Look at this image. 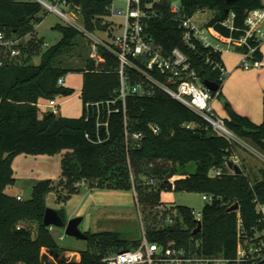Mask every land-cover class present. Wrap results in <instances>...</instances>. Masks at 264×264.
<instances>
[{
    "label": "trees",
    "instance_id": "trees-1",
    "mask_svg": "<svg viewBox=\"0 0 264 264\" xmlns=\"http://www.w3.org/2000/svg\"><path fill=\"white\" fill-rule=\"evenodd\" d=\"M170 1L163 0V17L150 23L155 41L163 46L166 54L177 46L185 49L202 81L208 79L219 84L213 95L225 102L227 125L264 153V120L260 124L255 123L227 102L222 94L227 76L223 77L219 69L205 62L203 56L209 50L199 44L194 50L184 45L183 29L170 12ZM180 1L184 14L188 16L200 9L214 8L216 14L209 23L212 26L226 19L232 11L236 13V25L244 26L247 10L262 5L261 0L233 3L226 0ZM112 2L77 0L73 8L75 11L81 8L87 28L94 31L96 19L102 20L108 14L107 7ZM43 11V7L33 0H0V31L9 38L20 39L30 31L34 32L36 24L43 20L40 15ZM56 27L61 30L62 38L43 52L39 64L13 60L0 65V264H42L43 248L53 255L73 251L61 247L52 234L51 226L44 224L48 207L46 196L60 187L58 180L47 178L40 181L27 200H19L18 195L9 192L17 181L12 165L17 154L51 155L66 149H71L75 158L72 162L66 156L63 166L68 184L72 186L78 181H89L92 187L130 188V165H133L134 180L139 189L144 186L140 178L145 175L159 178L160 190L196 191L212 195L213 201L202 210L199 232H195L198 222L194 211L189 206L179 205L177 220L162 227H149L148 237L165 246L170 241L186 248L198 244L203 254L235 257L239 239L238 214L251 228L259 219L257 205L264 204V165L248 169L240 160L241 173L230 168L228 161L237 157L236 142L218 135L201 116L164 92H158L151 98L139 96L128 100L129 130L131 134L138 131L145 134L140 146L133 137L127 144L122 114L112 116L111 134L104 143H92L86 133H95L96 122L95 119L86 120L84 104L114 97L120 84L116 72L118 61L103 48L99 49L98 59L91 58L84 54L87 45L82 44L84 36L79 30L60 23ZM217 27L228 33L224 28ZM37 46L36 40L25 49V54L30 55ZM257 56L261 58L262 54ZM213 57L221 62L219 54H213ZM82 63L86 66H80ZM74 70H82L85 76L82 115L71 118L49 111L39 117L41 101L48 102L73 94L74 89L60 86L58 81ZM152 126H158L161 132L154 133ZM192 163L197 167L194 171L190 169ZM219 170L221 175H214ZM147 197L151 199L150 196L142 199ZM237 203H240L238 210H228ZM58 211L65 220L64 213ZM86 234L95 246L79 250L81 258L78 261L56 264H103L102 259L107 255L140 244V241H122L112 231H86Z\"/></svg>",
    "mask_w": 264,
    "mask_h": 264
},
{
    "label": "built area",
    "instance_id": "built-area-1",
    "mask_svg": "<svg viewBox=\"0 0 264 264\" xmlns=\"http://www.w3.org/2000/svg\"><path fill=\"white\" fill-rule=\"evenodd\" d=\"M33 1L39 3L44 10L61 16L68 23L67 25L75 27L91 41H95L103 49L111 52L118 61L116 72L120 77V84L114 97L108 100L87 101L84 104L86 120L95 119L96 122L95 133H86V137L92 143H104L111 134L112 116L122 114L127 144H130V139L133 137L138 140V146H140L145 134L139 131L131 134L128 100L139 96L151 98L158 92H164L201 116L218 135L246 146L264 160V153L239 137L227 125L226 117L217 113L212 103L213 91L204 84L185 49L177 46L166 54L163 46L155 41L150 23L154 19L163 17L164 13L161 8L163 0H124L127 4L126 10L114 7L113 0L107 7L108 13L125 15L123 30L115 36L114 43L95 37L90 29L88 30L85 25L69 15L68 8L75 13L82 14L81 8L77 11L73 8L77 0ZM261 2L260 7L248 10L244 26L236 25V13L232 11L226 19L216 22L213 26L200 27L193 21L192 16L184 14L180 0H171L169 5L171 14L175 16L183 29L184 45L194 50L199 44L209 50L203 59L207 64L219 69L222 76L226 77L227 70L222 65V56L228 52L240 53L241 66L246 70L263 66L262 58L257 56L261 53L264 42V0ZM217 26L224 28L228 33H224ZM4 39L5 36L0 31V45L14 46L16 43V40L4 41ZM93 46H95L94 42ZM12 54H18L14 47ZM213 54H219L221 62L215 59ZM3 64L0 58V65ZM65 81V76H62L58 84L62 86ZM48 107L49 111L59 114V104L56 98L48 101ZM152 128L156 134L161 132L158 126H152ZM233 161L239 164L240 159L235 157ZM214 175H221V171L214 172ZM17 198L23 199L21 195ZM203 198L209 202L213 201V196L207 193H204ZM160 207L163 211L168 210L165 205L161 204ZM257 211L259 213L258 222L251 228L245 225L242 215L238 214L237 236L239 239L235 257L203 254L199 251L198 244L189 248L179 246L175 241H170L166 246L161 245L156 241H151L147 232L144 231L137 247L109 254L102 259V263L257 264L264 262V204L259 203ZM195 218L197 222L202 221L203 212H198ZM168 222L172 224L174 219L170 218Z\"/></svg>",
    "mask_w": 264,
    "mask_h": 264
},
{
    "label": "rangeland",
    "instance_id": "rangeland-1",
    "mask_svg": "<svg viewBox=\"0 0 264 264\" xmlns=\"http://www.w3.org/2000/svg\"><path fill=\"white\" fill-rule=\"evenodd\" d=\"M114 7L126 10V1L114 0ZM67 12L76 21L86 26L83 14L75 13L70 8L67 9ZM215 14L216 10L214 8H206L197 11L192 15V19L198 26L207 27ZM40 15L43 17V20L36 24L34 30L36 32L30 31L20 39L9 38L3 33L5 36L4 41L16 40L14 46L10 44L0 45V58L3 62L19 60L20 63L27 62L37 65L41 61L43 52L62 38V32L56 25L58 23L67 25L68 23H66L65 19L54 12L46 10L41 12ZM102 20L107 24L109 23L110 27L107 30L96 28L91 33L101 40L114 43L115 36L123 30L125 15L108 13L102 17ZM83 36L82 44L88 46H86L84 54L98 59V52L102 47L95 41H91L86 35L83 34ZM36 40L38 46L33 53L30 55L25 54V49H28ZM93 42L95 46H93ZM13 47L18 51L17 55L12 54ZM80 66L85 67L86 64L82 63ZM84 77L82 70L71 71L65 76L66 81L64 85L74 89V92L69 96L57 97L60 116L77 118L84 112L82 98ZM222 103L221 98L216 96L214 100L215 109L220 115L221 113L224 114L221 107ZM49 110L48 102L41 101L39 117H43ZM236 144L237 158L243 160L248 169H256L264 165V160L257 154L244 145ZM250 145L258 149L256 146ZM71 152V149H66L51 155L49 153L17 154L12 162L17 181L9 188V192L15 196L19 194L23 200H27L32 197L34 186L40 181L47 178L58 180L60 187L50 191L46 196L48 207L61 210L65 215L66 221L77 216H82L83 221L80 224V228L84 232L101 233L103 231H112L117 233L119 239L125 242L141 241L144 231L147 232L149 227L155 228L167 225L170 218L174 219L175 222L177 216L180 215L178 211L179 205L189 206L195 212V215L198 216V212H201L209 202L203 198L204 193L202 192L179 191L175 189L160 190L158 189L160 179H153L145 175H142L140 178L144 186L139 189L136 187L134 169L130 163L132 182V187L130 188L92 187L89 181H78L73 186L69 185L63 166L66 156L72 162L75 159ZM195 168H197L196 165L192 163L190 166L191 171H194ZM152 179L154 180V184L152 183ZM94 185L96 184L94 183ZM146 196H150L153 201L149 197L143 200L142 198ZM161 204L168 208L167 212L161 209ZM51 231L61 247L73 250V252L69 253L64 251L60 255L63 256L65 254L68 260H80L81 254L78 252L79 250L83 251L95 246L94 242L88 239L67 235L64 227L52 226ZM44 252L50 253L47 248L42 249V254ZM49 260L54 261L55 264L59 263L53 254H50Z\"/></svg>",
    "mask_w": 264,
    "mask_h": 264
},
{
    "label": "crops",
    "instance_id": "crops-1",
    "mask_svg": "<svg viewBox=\"0 0 264 264\" xmlns=\"http://www.w3.org/2000/svg\"><path fill=\"white\" fill-rule=\"evenodd\" d=\"M261 54L263 66L250 70L241 66L242 57L240 53L228 52L222 56L227 70V77L222 87L223 96L227 98V102L238 113L249 116L258 124L264 120V42L262 43ZM215 98L216 96L212 101L214 107ZM221 100L223 102L221 107L224 111V114L221 113V115L228 117L225 102L222 98Z\"/></svg>",
    "mask_w": 264,
    "mask_h": 264
},
{
    "label": "water",
    "instance_id": "water-1",
    "mask_svg": "<svg viewBox=\"0 0 264 264\" xmlns=\"http://www.w3.org/2000/svg\"><path fill=\"white\" fill-rule=\"evenodd\" d=\"M226 1L228 3H233V2H236L239 0H226ZM247 12H248V10H247ZM95 24H96L95 25L96 28L99 30H107L109 28V23L108 24L104 23L100 19H96ZM204 84L209 89H211L213 92H216L219 88L218 83H216L214 81H210L208 79L206 81H204ZM228 166L230 168H232L233 170H235L237 173L242 172L241 166L238 163H235L233 160L228 161ZM239 204L240 203H237V204L230 206L228 210L229 211L238 210L240 207ZM82 221H83L82 216H77V217L70 219L69 221H66V220H64L62 215H60V213L57 209H54L51 207H47L46 212H45V216H44V224L46 226L64 227L67 235L75 236V237H78L81 239L82 238L88 239V235L86 234V232L82 231L80 228V224ZM201 228H202V221H198V225H197L195 232H199L201 230ZM50 254H52V252H50V253L44 252L42 254V264H53L54 263V261L49 260ZM53 256L58 262L77 261L76 259L68 260L67 257L65 256V254L63 256H60L58 253H56ZM75 258H76V256H75Z\"/></svg>",
    "mask_w": 264,
    "mask_h": 264
}]
</instances>
